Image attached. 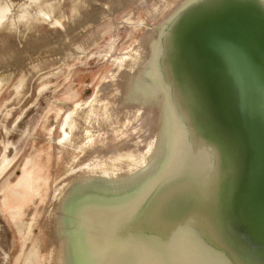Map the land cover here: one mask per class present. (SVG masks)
Instances as JSON below:
<instances>
[{
	"label": "water",
	"instance_id": "1",
	"mask_svg": "<svg viewBox=\"0 0 264 264\" xmlns=\"http://www.w3.org/2000/svg\"><path fill=\"white\" fill-rule=\"evenodd\" d=\"M7 1L12 13L0 23V56L10 50L5 47L9 31L22 37L40 21L60 23L47 16L15 18L17 9L47 0ZM48 1L57 11L63 6L72 18L71 0ZM170 8L149 23L155 27L148 56L131 87L142 84V92L113 105L106 122L93 118L92 131L85 132L96 140L101 135L93 137L94 130L105 135L104 126H117L126 113L157 111L155 151L124 176L100 172L103 165L93 158L73 170L67 165L70 173L62 176L68 182L57 188L49 223L51 264H264V0H177ZM93 95L67 104L68 109L84 107ZM78 126L76 140L83 136L82 120ZM58 128L54 136H60ZM125 139L126 152L139 140ZM66 150H59L65 161L71 153L85 155ZM10 151L8 146L2 150L0 160L7 156L12 163L0 180L14 165ZM43 192L34 186L21 203L10 201L28 213V200L39 199L32 211L39 209L43 216ZM2 195L0 211L8 217ZM12 241L0 218V264L11 262Z\"/></svg>",
	"mask_w": 264,
	"mask_h": 264
},
{
	"label": "rangeland",
	"instance_id": "2",
	"mask_svg": "<svg viewBox=\"0 0 264 264\" xmlns=\"http://www.w3.org/2000/svg\"><path fill=\"white\" fill-rule=\"evenodd\" d=\"M61 1L62 4L66 3V0ZM5 3L8 5L7 0H5ZM28 10L31 11L32 9L29 8ZM65 11L63 6L58 11L55 8L54 22L60 23L51 25L48 21H40L39 27L33 28L32 31H27L22 37H18L15 31H9V41L5 44V47L11 49V57L8 54L9 51L6 52L5 50L0 56L4 58L6 53L9 56V60L6 58L7 60L5 61L4 59V62L8 61V64L11 62L7 73L0 75L2 76L0 77V143L4 141V146L0 145V156L3 148L8 146L11 150V157L15 160L10 171L0 180V198L1 190H6V188L3 189V186L9 182V179H12L10 187L16 186L23 180L25 171L22 159L24 155L33 150L32 144H36V142V154L38 153L36 160L41 165L40 174L38 173L40 176L39 183L41 184L40 187L44 189L43 198L45 197V201L40 199L44 203L43 205L41 204L42 208H45L43 216H40L39 209L38 213L35 209V215L34 211H32L37 207L34 202L39 199L31 200V202L28 200L30 207L27 211H30V213L32 211V213L30 216H28L29 213H26L28 217L24 227L23 225L18 227L10 216L6 217L0 211V218L4 221L14 241L13 245L9 246V253L12 255L11 262L6 261L1 264H29L27 260H31L33 256L35 238L42 233L45 240L42 251L43 256L37 259L36 262L33 257L30 264H51L47 257L48 231L51 229V225H49L51 223V211L57 188L59 186L64 187L66 182H68L67 177L62 176L68 167L64 164L65 155L62 156V153H59L60 151L56 144L47 142L46 138L49 136L47 131L50 125L54 131L58 128L64 113L68 109L67 104L73 105L77 102L86 101L94 93L96 84L102 81L111 70L112 65L104 59L103 55L110 51L122 52L123 50L124 52L133 44L134 35L139 36L140 32L143 29L145 30L144 25L147 21L146 14L141 8L137 11L131 9L127 11V14L114 15L118 21L117 23L106 22L103 24L101 35L97 36L94 43L84 39L72 42L73 35L69 31L74 26V22H72L74 17L72 14L70 24L67 25L66 19L61 20L67 14ZM37 19L40 20L41 18ZM19 26L25 29V24L22 23ZM65 28L69 34L68 38L65 37ZM5 29L3 30L4 33L6 32ZM62 38L67 43L72 42L73 50L69 51V47L65 45L62 49H59L56 41L60 42ZM1 64H3L2 60L0 61ZM16 126L20 129H25V133L19 131V128L15 129ZM102 133L103 131L96 129L92 134L96 138ZM55 134L58 135V132ZM38 150L40 154L37 152ZM44 177L46 178L44 179ZM37 182L38 180L36 184L35 181L33 183L35 189L39 185ZM31 184L29 193L34 191V186ZM33 195L35 196L36 193L34 192ZM34 217L41 224L32 226V233L29 236L30 239L25 252L21 259L18 260V255L22 251V248L20 249L23 244L22 233L25 234L26 231L30 233L28 232L30 225L27 223L33 220Z\"/></svg>",
	"mask_w": 264,
	"mask_h": 264
},
{
	"label": "bare ground",
	"instance_id": "3",
	"mask_svg": "<svg viewBox=\"0 0 264 264\" xmlns=\"http://www.w3.org/2000/svg\"><path fill=\"white\" fill-rule=\"evenodd\" d=\"M47 2L48 4L41 3L36 5V7H29L32 9L31 11L28 10V8L26 7H24L23 10H21L22 8H19L17 9V11L14 12L15 18L16 16L17 17L19 16L18 21H22L28 17L31 18L32 17L31 14L33 15L35 14L34 18L36 20L37 18L46 15L47 17H50V22H54L55 21L54 9L56 8V4L49 2L48 0ZM24 3L28 4V1ZM176 3L177 0H71V9L74 17L72 22H74L73 23L74 26L70 29L69 32L70 34L73 35L71 39L72 42H75L76 40L84 39L86 41H91V43H94V40L97 39V36L101 35L103 24H105L106 22H111L113 24L114 22H116V20L113 19V16L115 14H120L125 11H129L131 9L137 11L139 8H141L145 12L144 14H146V20H147V22L144 25L145 30L143 29L142 33L139 36H136V34L134 35L136 39L134 40V43L128 50L122 53L116 52L114 54H110V53L106 54L107 59L113 62L112 64L114 65V68L104 78V81H101V84H98L96 86L94 95L91 97L92 99L90 98L88 102L84 104V107H81L83 106V104H76L74 109L71 110L68 109L64 113L65 120L61 123V125L58 128L59 129L58 131H60V136L53 135V128L50 125L47 131V134L49 136L46 138L49 144H51V141H55L57 144L56 146L59 148L60 151L69 148V151L81 150L83 153H85L84 156L78 155V153H71L69 160L65 161L66 165L71 167V170H73L76 167H79L80 165L83 164V162L85 164V162L90 161L93 158L96 159L98 162H101L100 165H103L100 168V172L105 174H114V175L120 174L121 176H124L125 174L130 173V171L133 170L135 171L138 167H140L143 163L147 161L150 155L154 153L155 151L154 147L156 142V136H155L156 134L154 130H155V125H157L158 123L157 111H151L149 113L139 114V115H137V113H134L133 116H131V114L126 113L125 117L118 121L117 126L106 124L104 126L105 135L103 136L101 135L96 140L93 139L91 136L90 137L86 136L85 132L89 134L90 131H92L93 126H91L90 124L93 118H97V117L102 118L106 122L107 120H109L108 118L111 119V117L113 116V112L115 111L113 105H117L118 103H121L122 101H124V99L126 100L127 97L129 98L131 92L132 93L135 91L142 92V90L140 89V87L143 86L142 84H138V86L135 89L133 88L131 89V87L133 84V80L136 81L140 77V72H141L140 70L143 68V65L145 64V61L148 56V46L151 39L153 38L154 27H155L154 24L150 25L149 23L159 20L161 19L162 16L168 14V12L171 9L170 7H172V5ZM20 6L23 7V5ZM89 6H90V10L89 9L86 10V8ZM65 12L67 13L65 18L67 19V24L69 25L70 14L69 11H65ZM11 13L12 10L9 1H8V5L5 2L1 4L0 1V23L8 22V20L11 19L10 18ZM34 25L37 26L36 24ZM3 28L5 29L7 27L3 26ZM3 30L2 33L3 35H5ZM92 34L94 35L92 36ZM56 42H57L56 45L59 46V49L60 48L62 49L63 46L65 45L69 47L68 48L69 51L73 50L72 42L67 43L64 41L63 38L62 40L60 39V42L58 41ZM56 45L54 46L56 47ZM8 51H9L8 54H10L11 49L7 50L6 52ZM6 58H8L9 60V56L6 53L4 55V58L0 57V61L1 60L3 61V64L0 65V75H5L9 69L8 66L11 64V63L8 64L7 63L8 61L6 63L4 62V59L5 61L7 60ZM148 94L151 97L153 96L154 98L158 99V94L155 91H150ZM81 120H82V126L80 127H84V129L82 130L83 136L79 137V139L76 140L74 136L75 133L76 134L78 133L77 131V129L79 128L78 124L79 122H81ZM129 135L137 137L139 140L133 146V150L126 152L123 149V147L127 142L125 138L126 136ZM36 145L37 142L36 144L33 143L32 144L33 150H31L23 158L22 164L25 170L23 181L20 182L18 185H16L14 188H12L10 192V189L8 190V187L10 186L9 184L11 180L9 179V182L7 181L8 183L5 186H3L4 187L3 189L6 188V190H2L3 192L2 201L4 206L8 208L9 214L13 219L14 223L16 225H23V227L27 216L25 212L26 210H23L22 208H18L17 205H13L11 203L12 201L10 200H15L14 202L21 203L24 200V198L27 195L29 196L31 193V192L29 193L31 189L30 184L32 183L31 185L33 186L34 181L40 179V176L38 175V173L40 174L39 165L36 162L37 161L36 155L38 154V153L36 154V149H37ZM91 151H94L95 155H91L90 154ZM37 152H39L40 154L39 150ZM103 152L106 153L102 154ZM85 156L88 158L85 159ZM11 163H12L11 158L7 156H4L0 160V178L1 175H3V173L8 170ZM35 163L37 164L35 165ZM128 169H132V170H130L129 172L128 171L124 172L125 170ZM68 173L70 172L66 171L64 175ZM37 175L39 176V178ZM45 178L46 177H44V179ZM44 183L46 182L44 181ZM7 190L9 195L6 194ZM44 211L45 208L43 207V213H45ZM28 213H29L28 216H30L31 215L30 211H28ZM39 213L40 216H42L41 212ZM36 217H34L33 220L27 223L28 225H30L28 230V232L30 233H27V231L25 230L26 233L24 234L19 228L20 232L23 235V244L20 247V249L22 248V251H20L18 255L19 256L18 260L21 259L22 255L25 252V248L30 239L29 236L32 233V226L41 224L39 221H36L37 219ZM44 242L45 240L43 233L40 234L37 238H35V242L33 246L34 247L33 256L31 257V260H27V263L30 264L33 260V257L36 262L37 259L43 256L42 251H43ZM48 247H47V252H48L47 256L50 254V251H48Z\"/></svg>",
	"mask_w": 264,
	"mask_h": 264
}]
</instances>
